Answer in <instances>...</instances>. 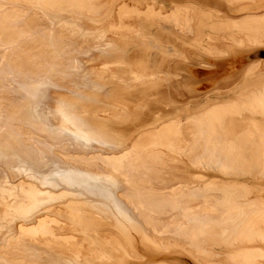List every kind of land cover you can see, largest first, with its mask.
<instances>
[{"label": "bare ground", "instance_id": "obj_1", "mask_svg": "<svg viewBox=\"0 0 264 264\" xmlns=\"http://www.w3.org/2000/svg\"><path fill=\"white\" fill-rule=\"evenodd\" d=\"M121 1L112 0L108 15H111ZM135 1L141 5L144 2L160 5L159 0ZM204 1V5H196L179 4L170 0L168 5H162L165 9L175 6L168 13L162 11L163 7L155 8L153 4H146L144 9L133 5L132 9L147 12L146 15L153 12L160 19L175 22L185 34H194L199 44L200 40L206 37L207 29L213 37L228 35L235 39L236 35L241 33L257 41L258 36H264V0H241L235 3H231L232 0H228V3L223 0ZM64 23L73 27L74 31L84 34L78 48L89 39L97 41L92 48L84 50L88 58L85 62L73 58L69 65V68L81 77V83L74 84L67 91L72 95L66 113L57 107L58 114L60 113L58 116L53 107L50 108V105L45 103L50 90H62L49 74L32 77L30 84L23 88L19 107L30 110L29 123L49 138L50 142H43L51 156L46 158L40 147L27 145L24 141L29 140V137L23 140L13 125L7 128V122L3 124L0 121V163L5 165L9 174L26 175L45 184L47 181L39 179L36 173L47 177L57 170L65 169L66 165L70 164L67 161L68 155L64 154L66 147L92 149L94 137L108 146L121 147L134 136L138 135L134 137L136 140L144 133H155V130L168 126L169 130L161 134L164 130L161 128L159 137L147 140L140 148L134 150L136 157L125 167L123 174H120L124 186L123 194L143 207L148 222L154 225L155 230L159 229L160 234L182 239L184 244L203 259L217 254L229 264H259V260L264 264V200L258 196L264 189L258 185L259 182L264 183V74L246 76L241 89L238 87L240 90L237 95L228 96L229 99L226 100H208L202 107L187 113L186 115H194L188 116L185 122L179 115L164 116L152 112L155 116L141 120L143 124L137 129L123 130L118 124L134 120L135 115L127 104L108 97L107 93L115 90V96H130L133 88L137 86L140 89L133 92L136 95L133 99H148L152 94L151 90L156 88L162 79V64L155 59L154 54L149 61L151 65L143 66L145 50L136 55L134 51L147 47L162 52L168 51L169 47L161 43L163 36H160V40L156 32L158 27L164 30L170 27L145 22L139 27H133L138 39L119 37L120 40L116 41L118 38L114 39L107 34L108 31L111 32L112 23L92 27L81 23L78 16L71 17ZM211 34L207 36L209 39H212ZM50 39L53 40L52 37ZM254 44L263 45L264 42ZM89 61L95 64L87 66ZM85 66L88 67L86 70ZM102 76H108L115 81L99 79ZM85 112L91 115H86ZM8 116L13 118L14 114ZM168 120L169 122L159 128L147 130ZM184 159L195 167H215L209 173L211 182L203 188L173 186L177 175V171L173 170L177 165L173 163H184ZM134 180H139L141 185L136 184ZM51 182V186L46 188L51 195L39 198L48 197L52 201L41 205L37 213L64 202L65 198L74 195L73 190H90L93 186L113 187L118 190L117 184L111 178L83 172H66L60 178L51 179ZM4 195L12 200L7 205L11 214H5L4 217L7 222L13 221L17 214L28 209L37 197L33 188L27 190L22 184H12L0 169V196ZM197 201L201 206L193 207ZM62 206L66 208V212L62 214L68 215L75 233L82 235L77 238L87 241L95 252H92L93 257L83 260L80 250L75 247L71 249L72 257L65 256L64 260L48 258L45 264H101L108 261L107 254L99 246L100 230L92 229L84 220L87 215L100 218L101 215L74 201L63 203ZM175 212L180 213V219L174 217L164 221V214ZM145 222L147 223L146 220ZM125 223L127 229L124 234L143 258H132L117 249L111 256V264H147V260L148 264H171L162 260L173 256L171 251L178 246L164 249L148 239L141 229L133 227L131 223ZM112 225L119 226L115 223ZM114 234V237L130 248L118 233ZM111 238L105 239L108 244ZM14 240L18 242L19 238L14 237ZM141 244L145 252L138 248ZM221 245H238L239 248L220 253L217 249ZM183 251L196 260L190 253L184 249ZM130 252L138 257L134 250L130 249ZM12 263L35 264V261L22 258Z\"/></svg>", "mask_w": 264, "mask_h": 264}, {"label": "rangeland", "instance_id": "obj_2", "mask_svg": "<svg viewBox=\"0 0 264 264\" xmlns=\"http://www.w3.org/2000/svg\"><path fill=\"white\" fill-rule=\"evenodd\" d=\"M175 1L179 4L196 3V5H204L205 2L204 0ZM223 1L228 3V0ZM238 1L241 0H232L231 3ZM159 2L160 5L155 2H144L141 5L135 0H122L111 15H108L112 7V0H0V121L3 124L7 122V128L13 125L22 139L29 137V140L24 141L27 145L40 147L46 158L51 156L43 142H50L49 138L35 125L29 123L30 110L19 107L20 99L23 88L30 84L32 77L37 78L39 75L47 73L53 77L54 82L63 91L50 90L45 103L50 105V108L53 107L58 116L60 113L58 114L57 107H60L65 113L68 111V103L72 94L67 91L74 84L81 83V77L76 75L69 65L73 58L85 62L88 58L84 50L92 48L97 41L89 39L88 43L86 42L78 48L84 34L74 31L73 27L64 23L65 20L75 16L79 17L81 23L92 27L102 23L105 26L112 23L111 32L108 31L107 34L114 39L118 38L116 41L120 40L119 37L138 39L133 32V27H139L145 22L170 27L165 30L158 27L156 32L159 39L160 36H163L164 41L160 40L162 44L169 47L168 51L162 52L152 47L134 51V55H136L145 50L146 57L143 66L151 65L149 61L152 60L154 54L156 55L155 59L162 64L163 74H160L162 79L158 86L151 90L152 94L148 99L141 101L133 99L136 96L133 92L140 89L137 86L129 94L132 98L127 94L126 96L123 94L115 96L117 92L115 90L107 93L108 97L127 104L135 115L134 120L118 124L123 130L137 129L143 124L140 122L141 120L155 116V113L152 112L164 116L179 115L185 122L188 116L194 115H186L187 113L202 107L208 100L217 101L221 98L226 100L237 95L246 76L253 77L260 73L264 74V44H254L263 43L264 36H258L257 41L251 40L241 33H238L235 39L228 35L213 37V34L207 29V35L204 36L206 39L203 37L204 39L200 40L201 44H199L194 34L192 36L185 34L175 22L160 19L153 12H150L151 14L148 12L146 15L147 12H137L132 9L133 5L144 9L146 4L162 8V5H168L170 0H159ZM174 7L172 6L170 9L163 7L162 11L168 13ZM186 7L195 10L190 6ZM217 12L221 14L220 11ZM222 12L224 13L225 9ZM229 17L232 16L229 15ZM208 34H211L213 40L207 37ZM51 37L53 40L50 39ZM90 62H87V66L95 64L93 61L92 64ZM87 66H85V70L88 68ZM80 73L82 72L80 71ZM99 79L115 81L108 76H102ZM12 113L14 117L9 118L8 115ZM85 114L91 115L87 112ZM167 122L169 120L147 130L159 128ZM161 128L164 130L161 131ZM161 128L155 130V133L154 131L144 133L136 140L134 136L121 147L108 146L95 137L92 149H83L77 146L66 147L64 154L68 155L67 161L70 164L66 165L65 169L57 170L47 177L36 173L39 179L47 181L45 184L26 175L11 176L5 165L0 163V169L5 172L12 184H22L27 190L33 188L37 193L32 205L17 214L11 222H7L4 217L5 214L7 216L11 214L7 210V205L12 200L7 195L0 196V264H14L12 263L14 260L19 261L22 258L33 259L35 264H45V261L52 257L64 260L65 256L72 257L71 249L75 247L80 250L83 260L93 257L92 252L95 251L92 246L87 241L77 238L79 234L75 233L73 224L68 220V215L62 214V212H66V208L62 204L69 201L80 203L89 211L101 215V218L87 215L84 219L86 225L92 229L100 230L99 246L109 259L101 264H111V256L117 249L132 258H143L132 247L129 238L124 234L127 229L125 222L141 229L148 239L164 249L178 246L172 249L173 256L165 257L162 261L171 264H229L221 255L217 254L203 259L184 244L182 239L160 234V230H155L154 225L148 222L143 207L137 201L131 200L123 194L124 186L121 182V175L130 161L136 157L134 150L140 148L147 140H153L169 130L168 126ZM184 133L186 134V131ZM173 165H177L173 169L177 171L173 186L184 185L190 189L203 188L209 184L212 180L209 173L215 169V167L210 168L206 165L195 167L186 159H184V163L178 161ZM178 166L179 168H177ZM70 171L111 178L117 184L118 190L116 191L113 187L102 188L100 186H93L90 190H73L74 195L65 198L64 202H59L55 206L37 213L41 205L52 201L48 197L39 198L51 195L46 189L51 186V179L60 178ZM134 181L141 185L139 180ZM258 185L264 188V183L259 182ZM258 196L264 200V189ZM197 202L193 204V207L201 206V203ZM174 217L180 219L181 215L179 212L163 215L164 221H169ZM113 223L119 224V226L115 227L112 225ZM70 224H72V228ZM114 233H118L130 248L114 237L116 236ZM79 236L82 237V235ZM14 237L19 238V241L16 242ZM110 238L111 242L108 244L105 239ZM139 246L141 252L146 251L142 244ZM238 248V245L235 247L221 245L217 250L224 253ZM130 249L134 250L138 257L133 256ZM183 249L197 261L186 254ZM146 262L148 264L149 261ZM259 264H263V261L259 260Z\"/></svg>", "mask_w": 264, "mask_h": 264}]
</instances>
